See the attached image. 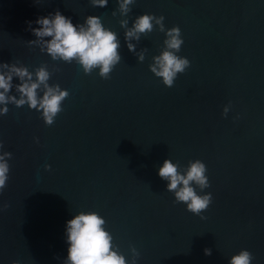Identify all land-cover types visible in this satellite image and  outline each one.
I'll return each instance as SVG.
<instances>
[{
	"label": "water",
	"instance_id": "95a60500",
	"mask_svg": "<svg viewBox=\"0 0 264 264\" xmlns=\"http://www.w3.org/2000/svg\"><path fill=\"white\" fill-rule=\"evenodd\" d=\"M118 7L0 0V63L30 72L47 65L49 84L69 93L51 126L27 105L8 104L0 116V154H12L0 193V264H64L66 222L81 211L105 219L128 264L132 248L136 264H228L242 249L264 264V0H134L127 16ZM57 10L74 24L98 16L117 34L121 61L108 79L28 43L37 39L28 22L39 27ZM142 14L181 30L177 55L190 67L170 88L149 69L166 39L158 26L131 41L143 62L128 50L119 21L131 27ZM9 94L19 98L14 87ZM165 159L181 170L206 165L210 187L196 190L212 203L200 216L167 191L158 175Z\"/></svg>",
	"mask_w": 264,
	"mask_h": 264
},
{
	"label": "clouds",
	"instance_id": "9594fccd",
	"mask_svg": "<svg viewBox=\"0 0 264 264\" xmlns=\"http://www.w3.org/2000/svg\"><path fill=\"white\" fill-rule=\"evenodd\" d=\"M90 2L93 6L99 7H106L108 4V0ZM133 3L134 0H118L120 15L127 16ZM113 15L116 13L113 12ZM164 19L163 16L142 14L135 19L131 27H127L129 23L127 19H122L119 23L126 29L125 41L128 50L137 55L139 62L145 59L144 51L136 53V46L131 41H139L141 35L152 32L154 25L165 33L163 48L159 55L153 57L149 69L170 88L178 74L184 73L190 67V61L177 55L184 43L180 28L174 26L165 30ZM28 23L32 34L37 38L28 43L36 45L43 42L40 51L46 52L53 61L69 64L75 62L81 66L85 74H91L95 69H99V75L103 79H108L114 67L121 61L119 52L121 45L117 34L104 27L98 16L89 15L83 23L74 24L71 18L65 17L57 10L39 17L35 21L39 27L31 28V22ZM0 68L7 69L0 71V105L3 106L0 107V116L8 113V104H14L16 107L27 105L29 109L40 112L44 123L51 126L58 114L63 111L62 102L69 93L62 90L59 84H49L51 73L47 65H41L34 72L15 63H0ZM14 77L19 81L15 85ZM13 87L19 98L9 94ZM228 111L229 108L226 106L223 114L226 115ZM3 147V142L0 141V150ZM11 156L10 152L0 154V193L7 187L10 172L8 160ZM45 167L50 169V165ZM206 173L207 167L199 159L189 161L183 170L179 163L165 159L158 169L159 177L167 181V191L174 194L175 203L186 204L187 210L197 216L207 210L212 203L211 193L198 194L196 190L199 188L203 192L210 187ZM105 224V219L95 211H81L68 220L66 222L68 249L64 264H128L125 256L119 253L118 246L113 244V237L105 229ZM131 251L133 253L131 264H136L139 253L135 248ZM204 254L210 256L211 249H204ZM253 259L250 251L242 249L238 254L231 256L228 264H252Z\"/></svg>",
	"mask_w": 264,
	"mask_h": 264
}]
</instances>
